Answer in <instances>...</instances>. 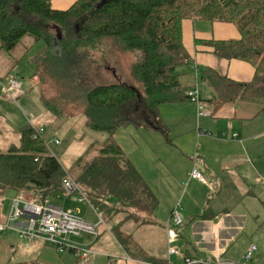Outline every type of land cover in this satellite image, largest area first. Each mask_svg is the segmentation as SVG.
I'll return each instance as SVG.
<instances>
[{
    "label": "trees",
    "instance_id": "1",
    "mask_svg": "<svg viewBox=\"0 0 264 264\" xmlns=\"http://www.w3.org/2000/svg\"><path fill=\"white\" fill-rule=\"evenodd\" d=\"M52 3L0 0V54L10 52L26 36H33V43L42 40L45 46L40 52L44 53L52 48L65 53L105 37L124 50L137 51L131 73L141 88L119 81L97 84L86 91L87 123L108 135L96 155L76 160L72 174L88 199L115 200L127 218L142 226L153 218L158 200L115 137L119 127L134 120L111 119L108 114L136 100L159 126L161 104L190 100L176 74V68L190 60L183 42L184 19L233 23L240 37L209 41L213 52L221 58L247 61L255 68L253 79L244 84L215 68L203 69L202 77L215 91L210 100L214 112L235 100L258 103L264 112V0H76L67 9H57ZM51 107L60 113L59 108ZM67 173L32 125L22 127L18 142L7 150L0 148V198L13 191L44 200L63 190ZM120 234L119 242L128 246L131 235L122 230Z\"/></svg>",
    "mask_w": 264,
    "mask_h": 264
},
{
    "label": "rangeland",
    "instance_id": "2",
    "mask_svg": "<svg viewBox=\"0 0 264 264\" xmlns=\"http://www.w3.org/2000/svg\"><path fill=\"white\" fill-rule=\"evenodd\" d=\"M33 40V36H26L10 52L0 54V70L11 67L18 58H22L16 68L24 89V94L16 102L0 89V147L5 151L17 142L18 130L25 125L38 129L42 127L44 131L41 134L49 150L57 156L67 174L73 176L72 166L76 160L87 154L96 155L98 146L108 135L88 125L86 91L97 84L119 81L141 88L131 73V65L138 54L134 50H124L109 37L87 41L86 45L83 43L65 53L60 48L40 52L45 46L44 42L40 40L33 43ZM26 50L27 54L23 56ZM51 106L59 108L60 113H56ZM196 108L192 103L161 104L158 119H161L159 126L162 128L148 124V116L143 115L140 102L137 105L120 106L108 114L111 119L134 120L132 124L119 127L115 137L156 196L158 205L154 211H160V216L156 212L159 221L162 220L161 216L168 214L171 205H176L179 200L182 203L181 196L188 189V185L184 184L188 182L185 178L180 179L182 191L178 190L171 174L180 175L187 169L192 155H189L190 158L184 156L183 152L189 153L190 146L193 150L197 147L196 144L194 146L195 140L192 141L187 134L191 133V128L197 127ZM166 128L167 132L164 131ZM164 133H171V141H167ZM135 142L139 148H136ZM153 182L155 186H151ZM166 183L172 184L170 187L178 191L176 195L169 192ZM13 194V191H8L4 196L8 198L3 205L5 214L8 213ZM49 200L51 204L71 209L90 222H101L98 240L93 236L71 235L69 240L73 245L87 247L92 244V248L110 250L119 245L123 225L129 228L131 236L128 243L132 245L138 246L139 239L149 241L151 237L145 226L137 232L134 220L126 217L127 212L119 208L115 200L86 199L70 195L65 190L55 192ZM161 222L163 224L165 220ZM162 226L160 229H163ZM13 236L19 237L18 233ZM32 241L36 247L24 252L23 264H70L75 259L70 249L59 252L40 239ZM17 256L18 253L12 252L7 243L4 242L0 247V264H8Z\"/></svg>",
    "mask_w": 264,
    "mask_h": 264
},
{
    "label": "crops",
    "instance_id": "3",
    "mask_svg": "<svg viewBox=\"0 0 264 264\" xmlns=\"http://www.w3.org/2000/svg\"><path fill=\"white\" fill-rule=\"evenodd\" d=\"M68 1L53 0L52 4L57 9H67L76 0H71L69 4ZM239 37L240 33L233 23L183 20V42L190 54V60L178 66L176 74L180 85L186 90L195 85L199 86L207 114L199 115L198 106L192 100L171 103H192L197 107V127L191 128V133H187L192 141L195 140L194 146L196 144L197 147L193 150L190 146L189 153L183 152L184 156L192 155L187 169L180 175L171 174L178 190L182 191L180 179L186 178L188 181L184 183L185 186L188 185V189L181 196L185 220L184 224L177 228L174 242L180 246L184 255H211L221 252L224 257L235 261L241 260L254 244L257 249L251 264H264V112H261L260 104L242 100L226 103L214 112V105L210 102L215 96L214 88L202 77L203 69L211 67L243 84L253 79L255 68L251 63L221 58L213 52L214 47L209 42ZM13 66L0 70V78L4 79ZM129 104L137 105V102L134 100ZM159 114L160 111L158 116ZM148 117L152 121L155 120L152 115ZM159 121L161 123V119ZM164 131L167 132L168 129ZM18 133L20 138V130ZM164 134L167 141H171V133ZM134 145L139 148L137 142ZM194 166L205 175L206 182L189 176ZM170 185L172 186L165 184L169 192L176 195L178 191H174ZM151 186H155V183ZM13 195L15 197L17 194ZM4 196L0 198V222L4 221L8 214L3 213V205L8 199ZM175 206L171 205L168 214L161 216V219L165 220L163 224L156 214L157 212L160 216V211L156 210L151 221L142 225L151 236L149 241L139 239L138 246H125L119 242V245L110 250L94 248L96 253L88 261L80 260L79 263L76 262L79 257L70 250L75 258L70 264L167 262L166 226ZM10 207L11 205L9 210ZM133 225L138 229L137 232H140L142 226L136 222ZM160 225H163V229H160ZM121 229L125 234H129L127 226L123 225ZM15 233L17 232L0 233V247L5 242L12 252L18 253L17 258L8 264L23 263L24 252L36 247L34 241L26 243L20 236L14 237ZM98 239L99 237L96 240ZM178 259L177 256L171 257V261Z\"/></svg>",
    "mask_w": 264,
    "mask_h": 264
},
{
    "label": "built area",
    "instance_id": "4",
    "mask_svg": "<svg viewBox=\"0 0 264 264\" xmlns=\"http://www.w3.org/2000/svg\"><path fill=\"white\" fill-rule=\"evenodd\" d=\"M195 69H197L196 66ZM0 89L15 102L24 94L16 67L7 73L4 79L0 78ZM186 94L190 100L197 103L199 115H206L199 86L195 85L187 89ZM34 129L36 135L42 136L41 133L44 131L42 127L40 129L34 127ZM189 176L202 182L207 181L205 175L196 166L190 170ZM62 188L70 195L78 191L80 193L78 197L87 199L86 194L80 189L78 183L70 174L63 178ZM184 220L181 203L178 202L171 210L166 226L168 260L159 264H251L253 254L257 249L254 244L250 246L239 261L228 259L221 252H215L211 255H184L180 246L174 242L177 237V228L184 224ZM100 224V221L93 223L86 220L71 209L67 210L51 204L49 198L40 200L30 193H19L12 198L9 212L5 220L0 222V233L7 231L17 232L26 243L40 239L54 246L59 252L70 249L82 262H86L96 251L92 246L80 247L75 243L74 245L71 244L69 236L87 235L95 237L96 240L100 235ZM173 256H177L179 259L171 261Z\"/></svg>",
    "mask_w": 264,
    "mask_h": 264
},
{
    "label": "water",
    "instance_id": "5",
    "mask_svg": "<svg viewBox=\"0 0 264 264\" xmlns=\"http://www.w3.org/2000/svg\"><path fill=\"white\" fill-rule=\"evenodd\" d=\"M147 122H148L149 125H151L153 127L162 128L161 126H158L154 121H152L149 117L147 119Z\"/></svg>",
    "mask_w": 264,
    "mask_h": 264
},
{
    "label": "flooded vegetation",
    "instance_id": "6",
    "mask_svg": "<svg viewBox=\"0 0 264 264\" xmlns=\"http://www.w3.org/2000/svg\"><path fill=\"white\" fill-rule=\"evenodd\" d=\"M143 115H146L145 113H143ZM144 117V116H143ZM146 119H148L147 117H146Z\"/></svg>",
    "mask_w": 264,
    "mask_h": 264
}]
</instances>
